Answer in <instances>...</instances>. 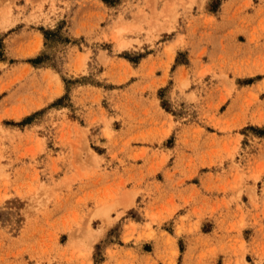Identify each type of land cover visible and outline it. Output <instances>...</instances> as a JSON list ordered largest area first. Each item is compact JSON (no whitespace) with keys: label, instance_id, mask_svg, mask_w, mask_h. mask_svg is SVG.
<instances>
[{"label":"rangeland","instance_id":"obj_1","mask_svg":"<svg viewBox=\"0 0 264 264\" xmlns=\"http://www.w3.org/2000/svg\"><path fill=\"white\" fill-rule=\"evenodd\" d=\"M0 264H264V0H0Z\"/></svg>","mask_w":264,"mask_h":264}]
</instances>
